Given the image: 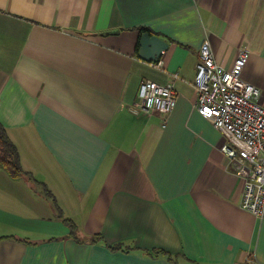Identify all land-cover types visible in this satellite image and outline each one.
Instances as JSON below:
<instances>
[{
  "label": "crops",
  "instance_id": "obj_1",
  "mask_svg": "<svg viewBox=\"0 0 264 264\" xmlns=\"http://www.w3.org/2000/svg\"><path fill=\"white\" fill-rule=\"evenodd\" d=\"M146 30L168 41L153 61ZM206 38L226 68L250 50L264 103V0H0V122L26 170L0 164V264H264V218L196 109ZM146 78L173 81L169 114L137 104Z\"/></svg>",
  "mask_w": 264,
  "mask_h": 264
},
{
  "label": "built area",
  "instance_id": "obj_2",
  "mask_svg": "<svg viewBox=\"0 0 264 264\" xmlns=\"http://www.w3.org/2000/svg\"><path fill=\"white\" fill-rule=\"evenodd\" d=\"M250 50L239 48L233 65L219 63L209 39L199 47L196 109L211 120L224 136L221 151L228 156L234 172L243 180L240 205L264 218V103L260 86L244 79L242 70ZM161 66L162 61L154 62ZM137 104L145 110L169 114L176 106L174 83L146 78L141 81ZM234 264H263L248 258Z\"/></svg>",
  "mask_w": 264,
  "mask_h": 264
},
{
  "label": "trees",
  "instance_id": "obj_3",
  "mask_svg": "<svg viewBox=\"0 0 264 264\" xmlns=\"http://www.w3.org/2000/svg\"><path fill=\"white\" fill-rule=\"evenodd\" d=\"M0 164L5 167L8 172L14 176L18 177L23 173H26V170L23 169L20 163L19 152L8 136L5 127L0 122ZM100 234L91 236V240L98 241Z\"/></svg>",
  "mask_w": 264,
  "mask_h": 264
},
{
  "label": "water",
  "instance_id": "obj_4",
  "mask_svg": "<svg viewBox=\"0 0 264 264\" xmlns=\"http://www.w3.org/2000/svg\"><path fill=\"white\" fill-rule=\"evenodd\" d=\"M168 47V41L157 34L146 30L141 33L139 55L153 61L160 57L163 49Z\"/></svg>",
  "mask_w": 264,
  "mask_h": 264
}]
</instances>
